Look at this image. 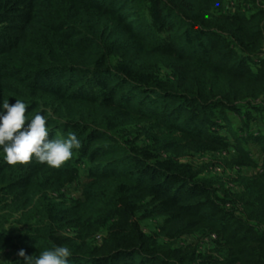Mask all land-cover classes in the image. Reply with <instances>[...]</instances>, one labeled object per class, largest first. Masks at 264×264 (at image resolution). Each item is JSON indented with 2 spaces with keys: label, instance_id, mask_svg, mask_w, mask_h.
Returning <instances> with one entry per match:
<instances>
[{
  "label": "trees",
  "instance_id": "1",
  "mask_svg": "<svg viewBox=\"0 0 264 264\" xmlns=\"http://www.w3.org/2000/svg\"><path fill=\"white\" fill-rule=\"evenodd\" d=\"M4 100L82 146H0V261L264 264V0H0Z\"/></svg>",
  "mask_w": 264,
  "mask_h": 264
},
{
  "label": "clouds",
  "instance_id": "2",
  "mask_svg": "<svg viewBox=\"0 0 264 264\" xmlns=\"http://www.w3.org/2000/svg\"><path fill=\"white\" fill-rule=\"evenodd\" d=\"M2 108L6 112L0 115V146L8 165H28L35 157L38 163L59 169L73 158V149L82 146L74 133H69L67 139H49L46 118L40 114H36L25 128L27 105L21 100L12 105L4 100ZM17 254L23 258L24 264H69L72 255L65 246L44 250L39 256H29L24 249ZM0 264L10 262L0 261Z\"/></svg>",
  "mask_w": 264,
  "mask_h": 264
},
{
  "label": "rangeland",
  "instance_id": "3",
  "mask_svg": "<svg viewBox=\"0 0 264 264\" xmlns=\"http://www.w3.org/2000/svg\"><path fill=\"white\" fill-rule=\"evenodd\" d=\"M232 5H234V4H232ZM237 122H238L237 118H235V123H237ZM253 149H254V152H256L257 158H259V160H260V157L258 156L257 148L253 147ZM251 171H253V170H251ZM251 171L249 170L248 172H251ZM82 182H83L82 185L81 184H74L73 186H70L68 188V190H67L68 194H79L81 189H82V187H83V184H84L85 180L83 179ZM4 259H7V257H4Z\"/></svg>",
  "mask_w": 264,
  "mask_h": 264
}]
</instances>
